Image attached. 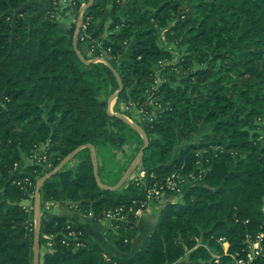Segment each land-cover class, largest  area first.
<instances>
[{
  "label": "trees",
  "instance_id": "16d2710c",
  "mask_svg": "<svg viewBox=\"0 0 264 264\" xmlns=\"http://www.w3.org/2000/svg\"><path fill=\"white\" fill-rule=\"evenodd\" d=\"M75 1L78 11L90 3L76 45V24L65 30L53 8L0 0V264H33L36 216L24 202L34 206L39 179L76 149L39 189V243L55 236L43 264H174L185 256L189 264H233L246 236L264 232V0ZM110 18L103 36L96 22ZM84 33L92 36L90 55ZM160 61L162 75L171 73L156 83ZM118 90L117 112L121 102L144 112L123 113L145 132L146 146L137 128L110 112ZM202 123L212 132L196 137ZM39 143L49 144V165L16 168ZM140 151L144 179L102 187L115 186ZM173 172L202 178L181 200L159 205L155 228L131 256L108 257L88 238L80 248L61 242L68 225L82 229L49 210V201L96 220L121 208L125 219L106 236L131 251L133 200ZM26 176L33 187L17 184Z\"/></svg>",
  "mask_w": 264,
  "mask_h": 264
},
{
  "label": "crops",
  "instance_id": "0c3cea01",
  "mask_svg": "<svg viewBox=\"0 0 264 264\" xmlns=\"http://www.w3.org/2000/svg\"><path fill=\"white\" fill-rule=\"evenodd\" d=\"M29 3L33 4L38 9H44L48 7L52 8L53 6L51 0H29ZM87 4L88 3L83 2L81 7L79 8V11L77 10V6L75 5L60 4L55 10V16L60 21L61 26L65 30L71 28L72 24H76V30H75V36H76L77 34L81 33V30H82L81 18L86 8L85 6ZM98 22H96V24ZM104 23H105V20L102 19L101 24H99V26H96V28L100 29ZM107 27L108 26L104 27L105 30L103 31V36L108 35V30L106 29ZM91 37H92L91 34H88V37L85 39V43L82 44L84 51L87 52V54L89 55H90V52L88 50V44H90ZM112 104L113 105L115 104V100L112 102ZM118 107H119V110L120 109L122 110V103L121 104L119 103ZM110 112L117 113V112H114V110H110ZM118 113L124 114L123 111H119ZM137 115L139 117H142L143 115L142 111L138 109ZM180 146H183V145H179V147ZM137 169H138V166H136L134 170L137 171ZM177 200L178 199L176 198V195L174 194H170V193L164 194L160 199L154 200L150 204L147 210L139 211L137 213L138 215L137 234L132 240L131 251L129 252H121L117 248V246L111 240H109L108 237L106 236L108 232L114 230L111 220L109 219L96 220L90 215H87L77 210L75 207H73V205L68 204V202L66 201H49L46 206L52 212L65 217L68 221L80 227L86 233L87 238L89 239L90 242L95 241L104 248V250L107 252L106 256L109 257L110 255H118L122 257H129L139 249L144 238L148 236L155 228V225L158 219L159 205L167 201H177ZM24 204L29 206L31 205V201L27 200L24 202ZM36 215H37V211L35 207V216ZM36 222H37V218L35 220V225H36ZM42 247L46 248L44 252H47L50 250L47 244L39 243L37 248L33 246V253L37 254L38 258H39V255L41 254ZM185 257L181 258L179 261H177L174 264H180ZM184 264H187V262H185Z\"/></svg>",
  "mask_w": 264,
  "mask_h": 264
},
{
  "label": "built area",
  "instance_id": "2783aa9c",
  "mask_svg": "<svg viewBox=\"0 0 264 264\" xmlns=\"http://www.w3.org/2000/svg\"><path fill=\"white\" fill-rule=\"evenodd\" d=\"M61 0H59L60 2ZM81 25L83 28H86V24L81 21ZM88 37L87 33L82 34L81 39L85 40ZM100 61H104L103 58H98ZM162 62H158L157 69L159 66H161ZM161 78L157 76L156 83L160 82ZM129 108V107H128ZM142 111V110H141ZM142 113H144L142 111ZM49 144L39 143L36 144L32 151H31V157L34 159L37 164H47L49 162V155H48V148ZM140 164V163H139ZM137 164V166L139 165ZM49 165V163H48ZM146 176V171L138 166V169L136 171V176H134L135 180H142ZM201 176H191L190 179L186 180L185 178H182L178 173L173 172L170 175L166 177L165 180H161L158 182H155L154 186L150 187L147 190L146 198L145 199H134L133 200V206L137 205L139 211L147 210L150 206V203L156 199H160L164 194L168 193H176L180 194L183 193L185 188L187 186H191L192 184L198 182L201 180ZM17 184L20 186H29L33 187L34 184L29 176H26L20 180L17 181ZM30 210H35V206H26ZM91 216V215H90ZM106 219H109L114 222L123 221L125 219V216L121 213L120 209H110L104 213V217ZM49 239V242L47 245L49 246L50 250L53 251L54 243L53 238L55 236L49 235L45 236ZM221 241H223L225 245V249L228 248L226 239L220 238ZM61 242L65 245L69 246L72 245L75 248L84 247L87 245V237L84 236L82 230H77L73 227V225L67 226V232L62 236ZM246 244L247 248L246 251L242 255H233L232 261L233 264H255V260L259 257L264 258V232L259 233L257 236H246Z\"/></svg>",
  "mask_w": 264,
  "mask_h": 264
},
{
  "label": "rangeland",
  "instance_id": "374dc122",
  "mask_svg": "<svg viewBox=\"0 0 264 264\" xmlns=\"http://www.w3.org/2000/svg\"><path fill=\"white\" fill-rule=\"evenodd\" d=\"M51 2H54V4H53V6H52V8L54 9V16H55V10L57 9V7L60 5V4H71V5H75L76 6V1L75 0H61L60 2H59V0H56V1H52L51 0ZM56 2V3H55ZM56 17V16H55ZM56 19H57V17H56ZM58 20V19H57ZM59 21V20H58ZM60 22V21H59ZM62 22V21H61ZM101 22H102V19L96 24V26H99V24H101ZM110 22H111V18L110 19H108L105 23H104V25H105V27L106 26H109V24H110ZM63 23V22H62ZM182 44H183V42H182ZM87 45V44H86ZM176 50V52L178 51L177 49H175ZM96 60V59H95ZM98 61H100V59H97ZM160 65H163V62L160 64ZM152 70L156 73V76H159L160 78H161V80L163 79V78H165V79H168L169 78V74L171 73H169V74H166V75H162V72H161V68H158L157 69V65L155 64L154 66H153V68H152ZM172 74H174L175 76H182V72H179V71H174V72H172ZM160 80V81H161ZM114 96V95H113ZM113 96H111L110 97V99H109V108H110V110H114V112H117L116 111V109H115V104L113 105L112 104V102L115 100V103H116V99H117V96L116 97H113ZM122 103V110L120 109H118V112L119 111H123V112H126V113H129V114H131L134 118H136V119H138V118H141V117H139L138 115H137V111H138V109H137V107L136 106H130V105H127L125 102H121ZM120 103V104H121ZM129 107V108H128ZM139 110H142V109H139ZM152 110H153V112L155 113L156 112V110H158V108H157V106H155V105H152ZM124 116H126L125 114H123ZM262 123H264V120L262 121ZM212 128H213V124H211V123H202V124H200V125H198L197 126V129H196V133H195V136L196 137H202L204 134H206V133H211L212 132ZM177 135H178V138H179V145H184L185 144V141H184V139L182 138V133H181V130H180V128L178 127V131H177ZM31 155V153H27V154H25L24 155V158H23V162L21 163V164H19V163H17V165H16V168H20V167H22V168H24V167H26V166H28L29 164H33V163H36L37 164V162H35L34 161V159L30 156ZM140 163V161L139 162H137V164H139ZM131 175H132V177H134V176H136V170H134L132 173H131ZM30 177V176H29ZM31 178V177H30ZM32 180V179H31ZM33 182V181H32ZM33 184H34V182H33ZM36 187H37V184H36ZM182 196H183V193H180L179 195H176V198L178 199L177 201H179V200H181L182 199ZM27 206V205H26ZM137 214V213H136ZM138 216V215H137ZM36 218H37V215H36ZM102 219H106V218H102ZM112 222V225H113V221H111ZM44 250H46V248H44V247H42V249H41V254L39 255V262H40V264H43V256H44V254L46 253V252H44ZM44 252V253H43ZM33 255H34V253H33ZM35 256V255H34ZM185 262H187V264H189V260H188V257H185L184 259H183V261L180 263V264H184ZM33 264H35V262H34V257H33Z\"/></svg>",
  "mask_w": 264,
  "mask_h": 264
},
{
  "label": "water",
  "instance_id": "95a60500",
  "mask_svg": "<svg viewBox=\"0 0 264 264\" xmlns=\"http://www.w3.org/2000/svg\"><path fill=\"white\" fill-rule=\"evenodd\" d=\"M93 1V0H91ZM90 3H88L85 7H87ZM82 21V18H81ZM78 35L77 34L74 38V44L76 45L77 40H78ZM92 61V60H90ZM119 93V90L117 92H115L113 97H116ZM117 116L122 117L123 119H125L127 122H129L132 126H134L135 128H137L140 133L142 134L144 140H145V146L148 143V138L147 135L145 134V132L137 125V123L130 121L126 116H124L123 114L120 113H114ZM78 151V149L74 150L72 153H70L66 158L63 159V161L56 167L54 168L51 172L47 173L45 176H43L42 178L39 179L38 183H37V187H36V192H35V207H36V211H37V222L35 225V240H34V247L37 248L38 244H39V236H40V219H41V207H40V199H39V189L41 184L50 176H52L53 174H55L56 172H58L63 165ZM142 156V151L139 152V154L137 155L136 159L134 160V162L132 163V165L129 167V169L127 170V172L125 173V175L122 177V179L115 185V186H105L102 185V187L104 188H108V189H117L120 186H122V184L128 179V177L131 175V173L134 171L135 167L137 166V162L140 161ZM94 167L97 173V161L96 158L94 156ZM34 262L35 264H39V258L37 256V254H34Z\"/></svg>",
  "mask_w": 264,
  "mask_h": 264
}]
</instances>
